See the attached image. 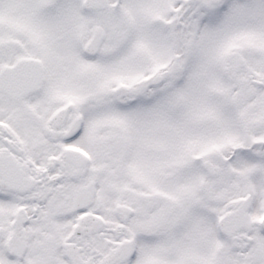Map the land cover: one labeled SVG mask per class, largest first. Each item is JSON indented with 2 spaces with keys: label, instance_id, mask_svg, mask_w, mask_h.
<instances>
[{
  "label": "snow or ice",
  "instance_id": "snow-or-ice-1",
  "mask_svg": "<svg viewBox=\"0 0 264 264\" xmlns=\"http://www.w3.org/2000/svg\"><path fill=\"white\" fill-rule=\"evenodd\" d=\"M0 264H264V0H0Z\"/></svg>",
  "mask_w": 264,
  "mask_h": 264
}]
</instances>
